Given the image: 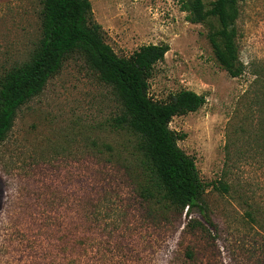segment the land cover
<instances>
[{
  "label": "rangeland",
  "instance_id": "rangeland-1",
  "mask_svg": "<svg viewBox=\"0 0 264 264\" xmlns=\"http://www.w3.org/2000/svg\"><path fill=\"white\" fill-rule=\"evenodd\" d=\"M185 1L90 0L118 57L169 46L149 80L152 99L206 97L170 128L195 159L209 223L199 209L181 214L139 196L136 139L114 127L121 103L74 53L0 144V264H264V0H231L238 78L214 53L219 19L193 23ZM202 1L209 11L217 0ZM42 37L43 0H0V80Z\"/></svg>",
  "mask_w": 264,
  "mask_h": 264
},
{
  "label": "trees",
  "instance_id": "trees-1",
  "mask_svg": "<svg viewBox=\"0 0 264 264\" xmlns=\"http://www.w3.org/2000/svg\"><path fill=\"white\" fill-rule=\"evenodd\" d=\"M185 4L193 23H201L209 16L219 19L221 31L212 39L215 56L230 77H240L244 67L238 62L232 1L217 0L209 11H205L202 0H186ZM168 51L167 45H148L129 58H120L105 42L102 27L93 20L90 0H43V37L39 47L29 62L0 80V144L12 130L21 107L44 91L67 57L80 53L114 89L121 103L123 113L113 120L114 127L128 131L136 139L135 151L140 158L135 180L139 196L181 214L195 209L203 214L200 203L205 185L195 159L178 146L184 137L170 124L175 117L197 112L207 103L206 97L182 90L163 103L149 95L155 65L165 59ZM254 75L258 83L260 76ZM220 186L227 189L223 183ZM2 207L0 184V213ZM206 221L209 223L207 217Z\"/></svg>",
  "mask_w": 264,
  "mask_h": 264
}]
</instances>
